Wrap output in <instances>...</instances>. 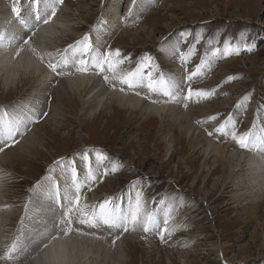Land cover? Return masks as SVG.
I'll return each mask as SVG.
<instances>
[{
  "label": "rangeland",
  "instance_id": "1",
  "mask_svg": "<svg viewBox=\"0 0 264 264\" xmlns=\"http://www.w3.org/2000/svg\"><path fill=\"white\" fill-rule=\"evenodd\" d=\"M0 1L4 12H12L13 0ZM57 4L59 8L56 16H59V20H67L68 15L69 20H72L71 28L74 29L75 25L80 27V34L65 44L64 49L88 35L93 46L101 53L109 49L121 50L122 58H127L120 67L121 74L135 72L138 68L143 74L151 71L154 79L163 76L166 80L176 81L183 91L178 92L175 99L169 100L160 93H149L145 87L129 90L118 81H111L109 88H114L120 94L132 95L141 103L146 104L148 101L149 104L165 105V112L167 109H174L179 114L188 112L194 128L203 130L208 140L227 146L229 151L255 153V150L239 148L230 136H209L208 132L214 131L219 124L231 117L238 134L247 132L253 138L264 137V0H136L135 4L132 0H63L62 4ZM78 15L86 23L78 19ZM107 16L113 20H106ZM140 28H145L147 34L141 33ZM123 32L121 37L119 33ZM127 33L130 35L127 36ZM136 35L138 38H133ZM253 40L256 50L252 53L244 51V44ZM225 42H230L233 47L239 46V54L224 57L222 50ZM216 49H221V53L213 56ZM36 55L42 72H46L43 59L50 62L60 59L58 54L52 56L37 51ZM149 56L152 58L150 66L147 61ZM232 60L234 62L230 63ZM198 67L200 71L190 82L191 87L193 90H205L212 94L199 101L193 99L185 102L184 96L189 85L187 76ZM73 69L72 67L70 70ZM71 71L63 76L51 72V76L54 79H72L75 76ZM81 74L100 78L105 82L103 76L98 77L95 70ZM56 84L54 81L49 83L45 91L47 83L38 89L36 85L37 90L29 93L26 91H30L31 87L22 88L20 85L21 88H15L7 95L2 93L0 85V118L3 114V120L21 126L15 134L14 144L8 141L0 143V148H3L0 158L6 150L13 149L35 133L34 139L39 138L43 144V149L40 148L37 154L40 159H44L37 160L23 174L20 168H15V172L0 168V196L4 195L12 200L11 205L0 209L2 212L13 210L17 214V220L5 228L8 241L0 247H5L0 257L5 256L14 243V237L20 234L22 221L26 216L25 206L38 189L32 192L33 186L40 185L46 171L53 169L58 159L64 158L77 163L78 180L83 179L80 182L83 185L82 204L97 206L104 199L116 196V200L120 196L117 203L123 204L126 209L128 199L134 200L135 192L142 188L146 210L159 209L161 212V228L164 226V213L171 208L168 225L171 234H166L163 242L158 238V230L145 233L140 228H130L128 232H123L105 225L98 227V230H78L82 235L80 237L88 241L89 246L93 244V251L100 253L92 264H118L113 262L121 250L127 256L125 264H229L223 259L224 249L227 257L235 254L242 260H250L235 264H264V258H256L264 257V188L261 192L259 188L248 192L249 196L256 195L254 201H260L261 206L254 215L249 207L253 197L247 201L239 199L236 203V194L231 186L222 192L220 189L211 191L212 184L202 188L201 183H195L193 178L199 177L201 172V161L193 164L196 155H188L186 152L182 154L184 159L191 161L189 168H185L176 155L167 162L168 157L165 156L159 135L154 131V123L139 126L138 122L131 119L135 117L133 112L126 111L121 117L115 115L110 118L108 112L104 117L92 121V117L85 119L79 108L71 111L73 115L69 116L70 111L63 115L60 102H57V109L54 111L52 104L56 96L53 88ZM121 87H124L123 91ZM196 106L199 111H195ZM8 110L9 114L6 115ZM201 111L204 115L198 114ZM216 115L218 119H208ZM46 119L49 121L46 124L49 125L41 126L40 130L39 126ZM155 119L161 121L160 118ZM3 129L6 128L0 126V133ZM42 133L51 135L50 142L42 141ZM86 150L89 151L93 165L96 161L91 150L108 157L103 164L93 168L95 182L88 179L87 171L80 163L78 154ZM262 150L264 151H256ZM113 165H116L115 173L105 175V169L110 172ZM55 168H58V172L52 174L55 181L59 178L66 182L72 180L63 174L64 170L70 174L63 165ZM111 181V189L106 191L109 194L99 198ZM55 185L56 182L46 181L39 187L52 188ZM246 185L256 186L250 178H247ZM124 191L127 193L123 195ZM151 197L153 204L149 207ZM4 199L6 198L0 197V201ZM163 201L168 205L165 206ZM98 233H102L107 240H103V236ZM125 239L127 240L124 241ZM221 244L225 245L223 251L221 248L216 249ZM21 250L22 247H18L15 253ZM106 253L108 255L105 257Z\"/></svg>",
  "mask_w": 264,
  "mask_h": 264
},
{
  "label": "bare ground",
  "instance_id": "2",
  "mask_svg": "<svg viewBox=\"0 0 264 264\" xmlns=\"http://www.w3.org/2000/svg\"><path fill=\"white\" fill-rule=\"evenodd\" d=\"M47 2H49V0H44V4L36 5L34 4V0H19L18 7L20 8V16L17 17L13 12H4L5 10L0 1V35L3 38L0 42V85L3 89L2 93L5 95L11 94L14 89L20 87V85L22 88L31 87L29 89L30 91L27 89L26 93L35 92L41 85L47 83L44 89L45 91L49 83L54 81L57 82V84L55 88H53L56 97L53 101L52 109L55 111V109H57V102H60L63 115H65L64 112L66 111H70L69 116L73 115L71 111H75L76 108H79L80 111L84 113L85 119L92 117V121H94L104 117L108 112L110 118L115 115L121 117L124 112L131 111L135 115V117L131 119L138 122L139 126L154 123V131L159 135L164 145L165 156L168 157L166 160L167 162H170L174 155H176L179 156V161L184 167L189 168L192 163L187 158L184 159L182 154L186 152L188 155H196L193 164L201 161V167H199L201 168V172L199 173V177L193 178L195 183H201L202 188L207 187L208 184H212L210 188L211 191L220 189L222 192L227 191L228 186H231L233 187L232 191L236 194V196H234V202L236 203L239 202V199L247 201L253 197L254 199L252 198V200H250L249 207L251 208V212L256 215L255 212L258 211L261 206L260 201H254L256 195L254 196V194H252V196H249L248 192H251L253 188H259L261 192L262 188H264L263 150H255V153L236 152L235 150L229 151L227 146L218 145V142L213 143L208 140L203 130H196L193 126L194 122L189 118L188 112L183 111L179 114L175 113L176 111L174 109H167V112H165V105L149 104L148 101L146 104L141 103L138 99H135L136 97L133 98L132 95L120 94L117 90H114V88L112 90L109 88L110 84L101 81L100 78L95 79L93 76L86 77L76 72L75 69L71 71L70 69L72 67L62 69V72L65 73L64 75L69 71L73 72L75 77L72 79L52 78V71L47 66L50 62L48 60L43 61L46 72H42V69H39L36 60L37 51L46 52L54 56L62 52L65 44L71 42L80 34L79 25H75L74 29L71 28L72 20H69L68 15L67 20L63 19L61 21V19L59 20V16L55 15L48 23H44L43 19H46L44 15H46V13L49 14L48 8L45 10V4H47ZM49 3L47 5H49ZM37 9H39L42 18L39 19L38 22H33L37 19ZM63 9L61 10L62 13ZM78 19L83 20L80 15H78ZM105 19L108 20L112 18L107 16ZM83 21L86 23L85 20ZM28 28L33 30V35L31 38H25V40L28 41L27 43L23 40L22 44H20L18 40L23 39L21 31ZM141 29L142 28H140V30ZM140 32L147 34L145 28ZM119 34L122 37L124 32ZM126 35L128 36L130 34L127 33ZM133 38L138 37L136 35ZM30 39L32 41H29ZM7 43L11 47H15L2 48V46H6ZM33 49H35V51H33ZM162 61L163 60H161L160 63H162ZM232 62L234 61L232 60L230 63ZM100 76L103 75L99 74L98 77ZM36 85L38 86L37 89ZM35 95L37 96V94ZM206 107L208 108V106ZM195 108V111H199V107L197 108L196 106ZM213 108L217 109L216 106ZM206 111L207 109L205 112ZM198 114L204 115L203 111H201V113L198 112ZM155 117L160 118L161 121L159 122ZM48 122L49 121L46 119V121L39 126L40 130H42L41 126L49 125L46 124ZM37 132L38 131H36V133ZM42 134V141L50 142L49 139L51 135ZM262 135H264V133ZM34 137L35 133L30 138L26 137L13 149L6 150L0 158V168L9 172H15V168H20L23 174L28 168L35 164L37 160H44L43 158L40 159L37 154L40 148L43 149V144L40 142L39 138L36 140ZM247 178H250L256 186L246 185ZM65 182V179L59 178L56 180L55 187L37 189L33 197L28 201V204L25 203V214L26 216L28 215V217L26 223H24L23 219L20 234L17 236L19 237L18 247H22V250L19 253H14L11 260L4 259L3 256L0 257V264H92L93 261L98 258V254L100 253L93 251V244L91 243L92 246H89L87 243L88 241L80 237L82 235L78 232L80 229L87 231L89 227L79 225L74 221L73 231L67 235L64 234L61 228L50 229L51 221H49V218L53 215L52 209H58L59 213L64 212V208L61 207L63 204L64 191H73L72 186L65 185ZM111 183L112 181L109 183V187L106 185L107 187L102 191L103 193L99 198H103L109 194L106 193V191L111 189ZM55 189H58L61 193L60 203L50 198L49 194ZM0 197L1 199L6 198L4 201H0V208L11 205L12 200H10L9 197H5L4 195ZM119 199L120 196L117 197L116 202H118ZM150 201L152 200L148 201V206L151 205ZM253 201L255 203L251 204ZM59 204L60 209L56 207ZM16 216L17 214L13 210H5L2 212L0 209V247L8 241L5 235L7 232H5V230L13 221L17 220ZM178 224H180V222H178ZM75 226L79 228H75ZM2 232H4V234ZM98 234L103 236L102 233ZM17 237H14V242H17ZM9 240H11V238ZM103 240L107 239L103 236ZM126 240L127 239L124 241ZM102 243L103 241L101 240V244ZM219 248L223 251L225 245L221 244L216 247V249ZM4 251L5 247L0 248V255ZM224 251L223 259L229 264L250 262V260L247 259L242 260L239 255L235 254L233 257H227ZM233 251L234 250H232V252ZM107 255L106 253L104 256L106 257ZM129 255L131 256V254ZM21 257L22 260L20 259ZM126 257L124 251L121 250L119 256L113 263L125 264L124 260ZM256 258L262 259L264 257ZM166 260L170 263L168 258H166Z\"/></svg>",
  "mask_w": 264,
  "mask_h": 264
},
{
  "label": "snow or ice",
  "instance_id": "3",
  "mask_svg": "<svg viewBox=\"0 0 264 264\" xmlns=\"http://www.w3.org/2000/svg\"><path fill=\"white\" fill-rule=\"evenodd\" d=\"M133 4L136 0H132ZM56 3L62 4L63 0H56ZM34 4L41 5L44 4V0H34ZM50 5L45 4V10ZM131 11V9H130ZM12 12L19 17L20 8L18 7V0H13ZM56 15V7L51 5V14L43 19L44 23H48L49 20ZM40 11L37 9V20L41 19ZM28 41L25 40V43ZM256 44L253 41L244 44V51L252 53L256 50ZM35 51V49H33ZM217 53H221V49H216L213 52V56ZM19 54V53H17ZM233 54H239V46L233 47L230 42H225L222 55L224 57L231 56ZM58 55L60 59L55 62H49L48 68L56 73L57 76H63L65 73L58 71L61 68H67L69 66L73 67L76 72L87 73L90 70L97 71L98 74L103 75L105 82L111 83V81H118L120 85L126 86L129 90H135L140 87H145L148 89L149 93H160L169 100L175 99L178 92H182L180 84L173 80H166L163 76L159 79H154L151 71L147 74H143L138 68L135 72H128L126 74H121L120 67L125 63L127 58H122L121 50H107L103 53L98 51L92 44L88 35H85L81 40L71 44L68 48L64 49L63 52H59ZM43 59V57H41ZM184 58L182 57V60ZM152 58L149 56L147 61L149 66L151 65ZM200 71V67L196 71L192 72L187 76V81L189 85L187 87V94L184 96L185 102L189 100L199 101L202 98H208L212 93L205 90H193L190 82ZM230 79H232L230 77ZM124 87H121V91ZM139 95V93H136ZM250 99V97H249ZM187 107V103H185ZM45 115H47L45 113ZM209 120L218 119V115L208 118ZM18 123V122H17ZM19 129L16 125L9 124L7 128V140L10 144H14L16 141L14 136ZM22 134V132H21ZM226 135L239 146L241 149L245 150H261L264 149V137L251 136V133L238 134L236 131V126L233 124L231 117L226 119L224 123L219 124L218 127L212 132H208L209 136L212 135ZM3 148H0L2 151ZM95 154L96 164L93 165L91 158L89 156V151L86 150L83 153H79L80 163L87 171V177L90 181H96V175L93 172V168L100 164H103L107 159V155L102 154L98 151L91 150ZM63 165L65 169L70 171L71 179L73 181L75 191L74 193L65 194V203L61 205L65 209L63 217L59 220V226L64 231V234L73 231V222L75 221L79 225H84L89 228H98L101 225L108 226L114 230H123V232H128L130 228L135 230L140 228L145 233L152 232L153 230H158V238L163 242L165 235H170L169 230V220L171 214V208L165 211L163 216V227L161 228V218L157 211H148L145 208V202L143 199L142 188L135 192V199L129 198L127 201V207L122 206L121 203H117L115 199H104L97 206H88L82 204L81 191L83 185L78 180L79 172L77 163L75 160L69 159H58L54 165L53 169L57 166ZM53 169H49L52 171ZM116 165H113L110 172L105 169V175L115 173ZM46 180L51 181V177H46ZM138 187V185L136 186ZM35 190V189H34ZM90 190V189H89ZM50 198L54 199L57 203H60L61 193L58 189H55L50 194ZM50 231V230H49ZM119 239V237H117ZM18 240L14 242L8 251L6 252L4 259L11 260L13 254L17 251ZM115 243V240L113 241Z\"/></svg>",
  "mask_w": 264,
  "mask_h": 264
}]
</instances>
